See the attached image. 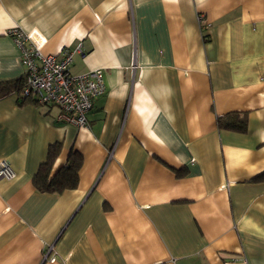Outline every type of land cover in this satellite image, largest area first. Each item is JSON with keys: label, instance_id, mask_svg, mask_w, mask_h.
<instances>
[{"label": "crops", "instance_id": "1", "mask_svg": "<svg viewBox=\"0 0 264 264\" xmlns=\"http://www.w3.org/2000/svg\"><path fill=\"white\" fill-rule=\"evenodd\" d=\"M15 28L107 89L87 126L0 97V264H264V0H0V81L24 74ZM51 145L76 187L37 188Z\"/></svg>", "mask_w": 264, "mask_h": 264}, {"label": "built area", "instance_id": "2", "mask_svg": "<svg viewBox=\"0 0 264 264\" xmlns=\"http://www.w3.org/2000/svg\"><path fill=\"white\" fill-rule=\"evenodd\" d=\"M201 24L205 22L203 15L198 16ZM19 49L24 66L26 84L22 89V96L33 98L44 105L57 107L60 112L58 118L76 126L88 125V114L94 105V99L106 92L104 69L94 68L80 74H72L70 66L75 52L85 53L81 47L75 50H62L61 56L46 54L43 47L46 38L39 32L32 30L24 32L19 28L11 30ZM112 155V153L110 154ZM16 172L10 162H0V179H13ZM53 249V247H50ZM47 256H44L46 260ZM55 256L50 258L54 261Z\"/></svg>", "mask_w": 264, "mask_h": 264}, {"label": "trees", "instance_id": "3", "mask_svg": "<svg viewBox=\"0 0 264 264\" xmlns=\"http://www.w3.org/2000/svg\"><path fill=\"white\" fill-rule=\"evenodd\" d=\"M26 84V76L0 81V97L16 90L21 94L24 85ZM25 99V97H22ZM27 99V98H26ZM236 113H229L228 115L219 117V124L223 127L244 129L245 122L239 118H236ZM58 145H51L47 154V159L43 162L39 168V172L36 174L35 184L40 191L45 192H61L68 188H74L77 186V173L81 165L80 159L76 157H70L69 163L64 168H61L52 178H49L54 161L59 151Z\"/></svg>", "mask_w": 264, "mask_h": 264}]
</instances>
